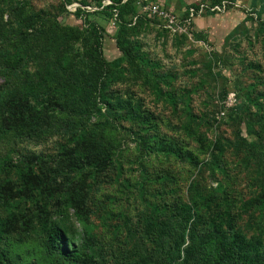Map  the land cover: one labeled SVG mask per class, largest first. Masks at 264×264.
I'll return each mask as SVG.
<instances>
[{
    "label": "trees",
    "instance_id": "1",
    "mask_svg": "<svg viewBox=\"0 0 264 264\" xmlns=\"http://www.w3.org/2000/svg\"><path fill=\"white\" fill-rule=\"evenodd\" d=\"M79 1L64 0L65 5ZM104 1L112 4L103 7ZM222 1L212 0L210 6ZM92 2L110 17L117 16L119 29L113 40L122 56L112 62L104 54L106 30L96 24L86 22L88 28L81 30L61 24L56 15L38 12L18 14L20 20L12 28L0 15V37L9 41V51L0 53V77L4 78L0 130L39 141L55 130L74 129L72 143L66 146L60 163L62 169L50 175L45 169L38 172L32 167L37 163L41 166L35 156L16 169L17 175L10 170L0 182V202L10 213L0 228L38 225L47 254L61 264H264V187L250 200L237 201L233 196L232 202L229 183L220 182L209 191L196 177L188 188L189 197L184 198L172 171H145L138 186L144 208L136 220L109 209L105 211L109 238L100 243L88 231L85 218L92 191L87 178L101 174L113 181L117 171L112 136L99 130L98 124L91 125L93 120L112 115L114 121L131 123L149 152L173 157L195 169L201 167V173L208 168L226 173L222 142L212 146L202 142L198 150L185 147L161 134L154 114L143 109L133 95L126 97L115 89L126 81L122 70L125 61L134 66L135 74L146 75L144 69L149 65L128 46L127 36L136 34L146 23L158 21L163 27L160 20L143 12L149 2ZM251 6L259 21L258 34L264 36V0H253ZM218 56L214 61L221 62ZM136 59L143 63L135 65ZM253 66L261 69L260 64ZM161 78L163 83H172L169 76ZM250 92L249 105L263 111L264 91L257 90L252 96ZM260 117L258 134L264 139V113ZM239 136L237 147L250 158L263 161L264 166V151L241 133ZM209 153L207 160L201 159ZM11 168L5 166V170ZM262 170L264 178V167ZM50 201H54L51 206ZM245 216L250 220L241 224ZM113 220L118 222L108 226ZM0 264H11L8 251L0 252Z\"/></svg>",
    "mask_w": 264,
    "mask_h": 264
},
{
    "label": "rangeland",
    "instance_id": "2",
    "mask_svg": "<svg viewBox=\"0 0 264 264\" xmlns=\"http://www.w3.org/2000/svg\"><path fill=\"white\" fill-rule=\"evenodd\" d=\"M92 1L80 0L65 5L64 0H0V15L4 16L5 23H12V28L20 20L18 14L38 12L56 15L61 24L81 30L88 28L86 22L96 24L106 30L104 54L106 60L112 62L122 56L113 40L119 29L117 16L114 13V17H110L108 12L102 11L103 7L109 6L105 5L106 1L103 7ZM252 1L223 0L221 4H226V11L198 17L206 23L205 28L200 31L196 19L194 33L187 38L165 32L158 21L146 23L136 34L127 36L128 46L137 55L140 53L145 59L143 62L149 66L144 69L147 70L146 75H137L134 66L125 61L122 70L126 81L117 84L115 89L126 97L133 95L143 109L154 114L158 131L185 147L198 150L202 142L206 146L222 142L226 173L211 168L201 173V167L195 169L173 157L149 152L141 145L137 129L127 121H114L112 115L93 120L91 125L98 124L99 130L112 136L117 169L113 173V181L101 174L87 178L92 199L85 219L88 220V231L98 242L104 243L109 238L105 229V211L110 209L135 221L144 208L138 186L145 171H172L184 198L189 197L188 188L196 177L209 191L220 182L229 183L227 188L237 201L252 199L264 187L263 161L250 158L244 149L237 147L241 133L250 143H257L259 151H264V139H260V125L257 123L264 110L249 105L251 103L247 99L250 90L251 96L257 90L264 91V36L258 34L259 21L252 13ZM148 2H159L182 17L191 7L201 3L211 5L212 0ZM8 47L9 41L0 37V53L5 54L3 52ZM216 55L221 62L214 61ZM143 62L137 60L135 65ZM255 64H260L261 69L257 70L253 66ZM163 76H169L172 83H163ZM2 84L4 78L0 77V86ZM230 94H235L233 101H228ZM73 130H55L39 141L0 130V182L10 170L12 175H17L16 169H21L29 158L34 159L35 156L40 158L41 166L37 163L32 167L38 172L45 169L50 175L62 169L60 163L65 158L66 146L72 143L70 134ZM209 157L210 153L201 155V159ZM9 165L12 168L5 170ZM47 203L51 206L54 201ZM9 216V211L0 202V223ZM248 220L249 217L245 216L240 223L245 224ZM116 222L113 220L107 225ZM45 249V237L38 225L30 229L23 224L11 225L10 230L0 228V252H9L11 264H61Z\"/></svg>",
    "mask_w": 264,
    "mask_h": 264
},
{
    "label": "built area",
    "instance_id": "3",
    "mask_svg": "<svg viewBox=\"0 0 264 264\" xmlns=\"http://www.w3.org/2000/svg\"><path fill=\"white\" fill-rule=\"evenodd\" d=\"M110 4H112L111 1H106L105 5ZM226 8V4L210 6L202 3L198 7H191L187 12V17H180L176 12L164 8L161 4L149 2V4L143 8V12H147L150 16L160 20L163 28L169 30L171 34H186L190 36L194 30V21L198 17H201L207 12L222 13L226 11ZM234 99L235 94H230L228 96V101H233Z\"/></svg>",
    "mask_w": 264,
    "mask_h": 264
},
{
    "label": "crops",
    "instance_id": "4",
    "mask_svg": "<svg viewBox=\"0 0 264 264\" xmlns=\"http://www.w3.org/2000/svg\"><path fill=\"white\" fill-rule=\"evenodd\" d=\"M196 25L198 26V29L201 31L203 28H205L206 23L204 21H201L199 19L196 20Z\"/></svg>",
    "mask_w": 264,
    "mask_h": 264
}]
</instances>
